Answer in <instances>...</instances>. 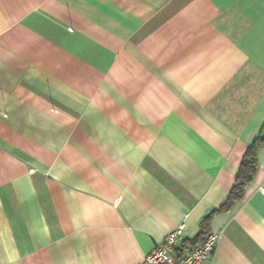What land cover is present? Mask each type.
<instances>
[{"label": "crops", "instance_id": "0c3cea01", "mask_svg": "<svg viewBox=\"0 0 264 264\" xmlns=\"http://www.w3.org/2000/svg\"><path fill=\"white\" fill-rule=\"evenodd\" d=\"M259 137L264 0H0V264H264Z\"/></svg>", "mask_w": 264, "mask_h": 264}, {"label": "built area", "instance_id": "2783aa9c", "mask_svg": "<svg viewBox=\"0 0 264 264\" xmlns=\"http://www.w3.org/2000/svg\"><path fill=\"white\" fill-rule=\"evenodd\" d=\"M184 225L167 235L164 242L150 252L139 264H206L217 252L220 235L207 234L204 239L191 247L176 253V248L183 242Z\"/></svg>", "mask_w": 264, "mask_h": 264}, {"label": "trees", "instance_id": "16d2710c", "mask_svg": "<svg viewBox=\"0 0 264 264\" xmlns=\"http://www.w3.org/2000/svg\"><path fill=\"white\" fill-rule=\"evenodd\" d=\"M263 143H264V138L259 137L254 142V144L249 148L239 169L236 184L230 194L229 201H232L234 199H239L243 195L245 187L249 182V180L251 179V176L253 175L255 166L257 164V150Z\"/></svg>", "mask_w": 264, "mask_h": 264}]
</instances>
